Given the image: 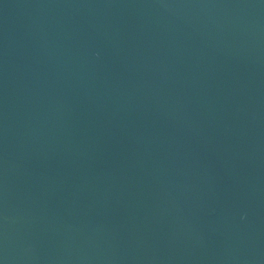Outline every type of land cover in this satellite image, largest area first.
I'll list each match as a JSON object with an SVG mask.
<instances>
[{
  "label": "water",
  "instance_id": "95a60500",
  "mask_svg": "<svg viewBox=\"0 0 264 264\" xmlns=\"http://www.w3.org/2000/svg\"><path fill=\"white\" fill-rule=\"evenodd\" d=\"M0 264H264V0H0Z\"/></svg>",
  "mask_w": 264,
  "mask_h": 264
}]
</instances>
